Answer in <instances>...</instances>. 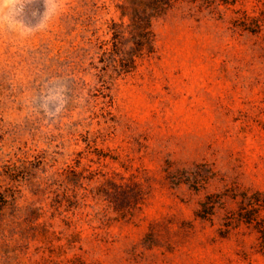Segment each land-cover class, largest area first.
Here are the masks:
<instances>
[{"label":"rangeland","instance_id":"rangeland-1","mask_svg":"<svg viewBox=\"0 0 264 264\" xmlns=\"http://www.w3.org/2000/svg\"><path fill=\"white\" fill-rule=\"evenodd\" d=\"M117 2L0 0V264H264V0H182L125 73Z\"/></svg>","mask_w":264,"mask_h":264},{"label":"trees","instance_id":"trees-1","mask_svg":"<svg viewBox=\"0 0 264 264\" xmlns=\"http://www.w3.org/2000/svg\"><path fill=\"white\" fill-rule=\"evenodd\" d=\"M181 1L118 0L120 21L112 20L108 25L112 44L108 52L115 55L110 61L117 62L122 73L131 71L137 58L153 51L152 19Z\"/></svg>","mask_w":264,"mask_h":264}]
</instances>
